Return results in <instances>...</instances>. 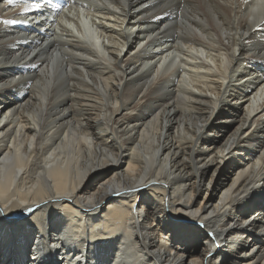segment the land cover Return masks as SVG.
Returning <instances> with one entry per match:
<instances>
[{
    "label": "bare ground",
    "instance_id": "6f19581e",
    "mask_svg": "<svg viewBox=\"0 0 264 264\" xmlns=\"http://www.w3.org/2000/svg\"><path fill=\"white\" fill-rule=\"evenodd\" d=\"M0 264H264V0H0Z\"/></svg>",
    "mask_w": 264,
    "mask_h": 264
},
{
    "label": "snow or ice",
    "instance_id": "6c2138e0",
    "mask_svg": "<svg viewBox=\"0 0 264 264\" xmlns=\"http://www.w3.org/2000/svg\"><path fill=\"white\" fill-rule=\"evenodd\" d=\"M13 2V0H9V3H12Z\"/></svg>",
    "mask_w": 264,
    "mask_h": 264
}]
</instances>
